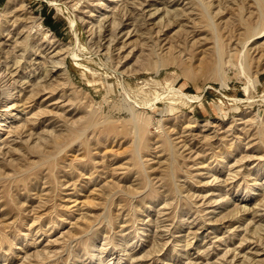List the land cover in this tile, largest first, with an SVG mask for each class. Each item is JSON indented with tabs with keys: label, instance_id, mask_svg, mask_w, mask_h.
<instances>
[{
	"label": "rangeland",
	"instance_id": "1",
	"mask_svg": "<svg viewBox=\"0 0 264 264\" xmlns=\"http://www.w3.org/2000/svg\"><path fill=\"white\" fill-rule=\"evenodd\" d=\"M114 1L0 0V264H264V0Z\"/></svg>",
	"mask_w": 264,
	"mask_h": 264
},
{
	"label": "bare ground",
	"instance_id": "2",
	"mask_svg": "<svg viewBox=\"0 0 264 264\" xmlns=\"http://www.w3.org/2000/svg\"><path fill=\"white\" fill-rule=\"evenodd\" d=\"M116 1V0H115ZM114 1V2H115ZM261 1V0H260ZM79 2V1H78ZM144 2H146V1H144ZM201 2H202V0H201ZM258 2V1H257ZM259 3V2H258ZM99 4H100V2H99ZM131 4H134V3H131ZM144 4V3H143ZM143 4H142V7H143ZM101 6H103V5H101ZM133 6V5H132ZM99 7V6H98ZM134 7V6H133ZM261 7V6H260ZM137 8V7H136ZM207 8V7H206ZM204 9V12H205V8H203ZM126 10V8H124V11ZM128 10V9H127ZM159 11V10H158ZM129 12V11H128ZM157 12V11H156ZM155 12V13H156ZM261 12V11H260ZM124 13V12H123ZM126 13V12H125ZM152 14V13H151ZM154 14V13H153ZM125 15V17H127L128 16V14H124ZM141 15H143V14H141ZM122 16V15H121ZM259 16H260V14H259ZM124 17V18H125ZM121 18H123V17H121ZM121 18H120V21L122 22V20H121ZM123 18V19H124ZM212 20V19H211ZM33 23H34V27L33 28H39V29H37L38 31H43V28H44V26H43V24L42 23H39L38 22V20H34L33 19ZM137 21V20H136ZM115 23H116V25H117V22H115V20H114V28L116 29V27L118 26V28L120 27L119 25L121 24L120 22L118 23L119 25H117L116 27H115ZM212 23V22H211ZM31 24V23H30ZM112 24V23H111ZM145 24V23H144ZM143 24V25H144ZM213 24V23H212ZM100 25H101V23H100ZM122 25V24H121ZM142 25V26H143ZM102 26V25H101ZM110 26V25H109ZM108 26V27H109ZM113 26H111V27H113ZM137 27V26H136ZM104 28L102 27V30H103ZM112 29V28H111ZM101 29L99 28V31H100ZM114 30V29H113ZM117 30V29H116ZM100 34H101V31H100ZM152 35V34H151ZM29 37V36H28ZM45 38H47V35H46V37ZM158 38V37H157ZM159 40V39H158ZM30 41V40H29ZM28 41V42H29ZM48 42L51 44V42H50V40H48ZM156 42H157V40H156ZM28 44V43H27ZM111 44V43H110ZM24 46V45H23ZM31 47V46H30ZM109 47V46H108ZM27 49V48H26ZM61 51H63V49H61ZM67 51V50H66ZM68 52V51H67ZM67 52L66 53H63V54H67ZM221 52V50H219V53ZM60 53H62V52H60ZM60 53L58 52L57 54H59L60 55ZM241 53V52H240ZM243 53V52H242ZM58 55V56H59ZM68 55V54H67ZM242 58V57H241ZM48 59V58H47ZM66 57H65V59H61L60 61H56V62H54V65H53V67L54 68H58V71H56L57 73L58 72H61L62 73V75H63V73H65V69H66V67H63V65H67L66 64ZM242 60V59H241ZM18 62V61H17ZM17 62H16V64H17ZM46 63V62H45ZM245 63H246V61H245ZM18 65V64H17ZM53 68V69H54ZM7 70V69H6ZM49 72H50V70H48ZM49 72H47L46 71V75H48V77H50L49 75L50 74H47V73H49ZM61 73H60V76H61ZM2 75V74H1ZM59 75V74H58ZM65 75V74H64ZM47 77V78H48ZM2 80H3V78H2ZM9 88V87H8ZM4 95H5V97H6V109L4 110V112L5 113H1L0 114V130H1V128L2 127H4L5 126V123L4 122H7L6 120L8 119L7 117H6V115L8 114V113H10L12 110H16V102L14 103V101H12L13 100V96H14V93H12L11 94V92L8 90V89H5L4 90ZM14 100H15V98H14ZM126 110H128L130 113H131V115L134 117L135 116V114H134V111L131 109V108H126ZM13 116L11 117V118H16L18 115H19V112H17L16 114H12ZM29 118H31V116L29 117ZM10 119V118H9ZM33 126V125H32ZM141 127V126H140ZM143 127V126H142ZM69 147V146H68ZM67 147V148H68ZM62 153V152H61ZM263 231V230H262ZM260 233V232H259ZM258 234V233H257ZM38 242V241H37ZM193 243V242H192ZM189 244V243H188ZM93 255V254H92Z\"/></svg>",
	"mask_w": 264,
	"mask_h": 264
}]
</instances>
